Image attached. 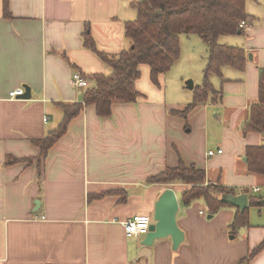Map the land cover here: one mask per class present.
<instances>
[{"label":"crops","instance_id":"0c3cea01","mask_svg":"<svg viewBox=\"0 0 264 264\" xmlns=\"http://www.w3.org/2000/svg\"><path fill=\"white\" fill-rule=\"evenodd\" d=\"M135 1L7 0L11 18H5L0 0V264H264V249L242 262L264 241V205L251 204L264 198V177L248 173L246 157L247 148L264 144V134L248 128L264 72L259 20L230 35L237 38L231 44L244 50L243 70L223 66L220 76H211L206 100L186 118L172 112L184 111L204 85L203 76L186 90L196 65H175L178 58L171 69H179L160 76L159 87L142 65L135 83L142 98L113 103L107 117L85 107L46 157H39L33 142L61 122L56 104L82 102L85 89L71 85L72 74L79 73L89 87L95 85L93 75L110 74L84 48V35L108 55L129 49L124 27L137 17ZM179 40L180 54L184 44L192 54H207L205 65H198L203 74L206 44L197 36ZM25 87L29 99L9 98ZM10 159L23 162L6 164ZM180 160L203 170L206 183L233 189L235 197L246 195L249 226L230 228L238 208L209 214L203 200L184 204L181 193L188 185L148 183ZM167 188L176 194L184 240L176 250L170 238L145 248V236H127L123 223L152 217Z\"/></svg>","mask_w":264,"mask_h":264},{"label":"trees","instance_id":"16d2710c","mask_svg":"<svg viewBox=\"0 0 264 264\" xmlns=\"http://www.w3.org/2000/svg\"><path fill=\"white\" fill-rule=\"evenodd\" d=\"M245 4L246 0H137L133 4L137 17L124 27V37L130 47L117 55L97 51L90 35H84V48L102 60L109 67L110 74L93 75L91 79L95 85L85 88L81 103L56 104L62 112L61 122L42 140L33 142L40 151V159L46 157L50 148L65 135L70 121L85 107L92 106L97 116L107 117L113 103H135L142 98L143 95L135 89V83L141 77L140 66L149 68L151 83L159 87L160 76L166 74L179 58L181 35L199 37L209 51L203 72L204 85L196 89L194 102L182 112H172L174 116L186 118L198 102L206 100L211 76H220L223 66L243 70L244 50L220 45L218 39L238 32L242 34L240 23L254 20L246 13ZM3 13L5 18H11L7 0H3ZM248 128L264 134V72L260 78L258 103L250 109ZM246 157L248 173L264 177V144L247 148ZM20 161L10 159L6 164ZM24 162L30 163L31 160ZM148 183L188 185L189 188L181 193L184 204L203 200L209 214H215L224 207H233L225 199L236 196L233 189L206 183L203 170L194 165L186 166L181 160L177 167L149 178ZM258 199L252 200L251 204L258 207L264 205V198ZM248 226L246 209L242 212L237 210L230 228ZM262 249L264 241L242 262H247Z\"/></svg>","mask_w":264,"mask_h":264},{"label":"water","instance_id":"95a60500","mask_svg":"<svg viewBox=\"0 0 264 264\" xmlns=\"http://www.w3.org/2000/svg\"><path fill=\"white\" fill-rule=\"evenodd\" d=\"M239 34V32H238ZM192 83L189 88H192ZM22 99H29L30 93L28 88H24ZM225 202L231 206L238 208L241 212L248 207V199L246 195H239L237 197H226ZM179 206L176 194L173 189L167 188L159 196L154 205L152 215L153 223L148 229L141 245L145 248H150L153 243L160 239L170 238L173 250H176L184 240V234L179 229L176 216Z\"/></svg>","mask_w":264,"mask_h":264},{"label":"rangeland","instance_id":"374dc122","mask_svg":"<svg viewBox=\"0 0 264 264\" xmlns=\"http://www.w3.org/2000/svg\"><path fill=\"white\" fill-rule=\"evenodd\" d=\"M245 11L249 16H252L254 19L259 20L261 22L264 23V0H246V4H245ZM235 37L233 36H222L219 38L218 43L223 44V45H227V46H232V47H236V45H234L233 43L231 44V42L235 41ZM192 48L188 47L186 44H184V50L183 53L181 52V54H179V60L180 62H177L175 65H189L188 67H192L193 65H196L197 69H193L191 68L189 70V73H191V76H193L194 79H192L191 77L185 82V87L187 91H191L193 90L194 84H198L201 80V78H203V74L201 71L198 70V65H205V59L207 54L204 52L202 53V51H200L201 49H199V51L195 52L194 54H192ZM183 54V56H182ZM207 63V62H206ZM178 66H175V68L171 69L170 72L168 73L169 77L172 75V73H174L176 71V69L178 68ZM179 69V68H178ZM192 83L193 87L189 88V84ZM262 191L264 194V186H262ZM248 211L253 212L255 211L254 208H249ZM263 212V216H264V207L262 209Z\"/></svg>","mask_w":264,"mask_h":264},{"label":"built area","instance_id":"2783aa9c","mask_svg":"<svg viewBox=\"0 0 264 264\" xmlns=\"http://www.w3.org/2000/svg\"><path fill=\"white\" fill-rule=\"evenodd\" d=\"M239 27L243 29L245 23L241 22ZM71 85L76 89H85L88 87L87 80L84 79L79 73L75 72L72 74L70 79ZM24 93L23 89H16L9 93V98L13 99L22 96ZM47 119H44L46 122ZM222 151L218 150L217 154H221ZM214 155L213 151L207 153V157H212ZM255 192H260L258 188L254 189ZM153 223L152 217L148 215H137L131 220L123 223V228L127 236H145L148 233L150 225Z\"/></svg>","mask_w":264,"mask_h":264}]
</instances>
